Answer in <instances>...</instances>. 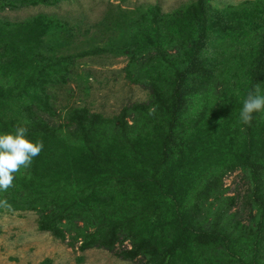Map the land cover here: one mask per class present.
<instances>
[{"label":"trees","instance_id":"obj_1","mask_svg":"<svg viewBox=\"0 0 264 264\" xmlns=\"http://www.w3.org/2000/svg\"><path fill=\"white\" fill-rule=\"evenodd\" d=\"M64 1L0 0V12ZM95 27L99 44L78 50L80 29L66 20L0 19V133L23 126L43 144L0 191V213L34 211L39 231L79 252L126 242L115 256L140 264H264V110L239 117L249 91L264 95V0L116 7ZM104 54L127 59L125 77L149 100L113 117L71 107L63 124L46 122L50 90L75 60ZM235 170L251 186L248 225L223 195Z\"/></svg>","mask_w":264,"mask_h":264},{"label":"rangeland","instance_id":"obj_2","mask_svg":"<svg viewBox=\"0 0 264 264\" xmlns=\"http://www.w3.org/2000/svg\"><path fill=\"white\" fill-rule=\"evenodd\" d=\"M195 0H68L52 7L20 6L0 12V19L21 21L37 14H47L68 21L80 29L75 33L76 49L99 44L101 33H96V23L108 9H133L158 5L162 13L190 4ZM244 0H211L214 7L236 5ZM89 32L86 33L87 29ZM124 56L104 54L75 60L68 80L50 90L53 116L42 117L51 125L63 124L64 115L71 107H86L91 113L104 117L117 115L122 107L133 103H146L149 90L131 83L126 77ZM223 195L233 198L229 213L243 225H248L255 210L250 207V183L241 170L223 178ZM39 216L34 211H4L0 213V264H140L135 260H122L115 253L129 247L118 244L110 252L93 248L84 252L69 245V238L56 239L48 232L38 230ZM82 256V262L78 257Z\"/></svg>","mask_w":264,"mask_h":264},{"label":"clouds","instance_id":"obj_3","mask_svg":"<svg viewBox=\"0 0 264 264\" xmlns=\"http://www.w3.org/2000/svg\"><path fill=\"white\" fill-rule=\"evenodd\" d=\"M261 110H264V95L253 89L243 100L239 112L241 123L248 124L252 113ZM26 133L23 126L16 127L13 132L0 133V191L8 189L12 185L13 174L28 167L43 148L41 141L33 142ZM0 205L6 206V201H0Z\"/></svg>","mask_w":264,"mask_h":264}]
</instances>
